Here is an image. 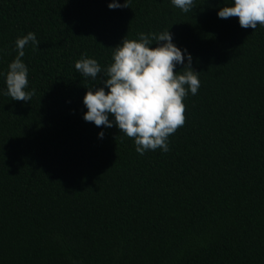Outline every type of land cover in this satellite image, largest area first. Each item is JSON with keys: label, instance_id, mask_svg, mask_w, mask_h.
<instances>
[{"label": "trees", "instance_id": "1", "mask_svg": "<svg viewBox=\"0 0 264 264\" xmlns=\"http://www.w3.org/2000/svg\"><path fill=\"white\" fill-rule=\"evenodd\" d=\"M111 2L0 0V264H264V26L219 18L234 0H193L187 13ZM164 31L200 87L169 151L141 155L117 126L84 120L103 75L75 63L106 71L125 38ZM29 32L39 45L21 60L35 94L15 101L6 74Z\"/></svg>", "mask_w": 264, "mask_h": 264}, {"label": "clouds", "instance_id": "2", "mask_svg": "<svg viewBox=\"0 0 264 264\" xmlns=\"http://www.w3.org/2000/svg\"><path fill=\"white\" fill-rule=\"evenodd\" d=\"M172 4L187 13L193 0H171ZM110 9L128 7L127 0L121 5L118 0L109 3ZM221 19L238 17L242 28L256 29L264 26V0H234L233 6H225L219 12ZM139 40L124 39L115 47L113 63L102 71L95 59L81 58L75 63L77 72L97 80L103 75L104 87L89 88L84 97L88 111L84 120L97 127L114 125L121 133L134 139L137 153L143 155L148 150L169 151L168 137L185 124L186 106L183 103L188 91L195 95L200 87L198 73L192 67V56L182 52L173 43L170 31L157 34H139ZM153 41L158 45L153 48ZM39 45L36 34L29 32L17 38L18 55L10 63L6 74V95L15 101H31L35 90L28 87V68L21 58L26 45ZM164 42V43H161ZM177 64L185 65L183 71H175ZM187 86V87H186ZM108 89V91L105 90ZM114 117V121L109 117ZM104 137V132L99 133Z\"/></svg>", "mask_w": 264, "mask_h": 264}]
</instances>
